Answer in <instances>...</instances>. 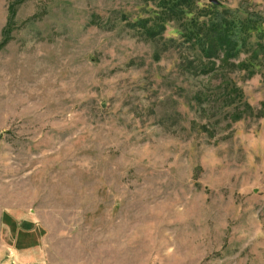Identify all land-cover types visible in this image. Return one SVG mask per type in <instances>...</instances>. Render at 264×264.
<instances>
[{
  "label": "rangeland",
  "instance_id": "1",
  "mask_svg": "<svg viewBox=\"0 0 264 264\" xmlns=\"http://www.w3.org/2000/svg\"><path fill=\"white\" fill-rule=\"evenodd\" d=\"M217 1L0 0V264H264V0Z\"/></svg>",
  "mask_w": 264,
  "mask_h": 264
},
{
  "label": "trees",
  "instance_id": "2",
  "mask_svg": "<svg viewBox=\"0 0 264 264\" xmlns=\"http://www.w3.org/2000/svg\"><path fill=\"white\" fill-rule=\"evenodd\" d=\"M154 1L160 7L161 12V24L159 29H153L150 31L152 36L158 35V33L164 29L162 21L166 18L177 19L181 17V10L179 9L180 4L186 0H148ZM233 13L231 10H224L223 12H215L213 17L205 22H202L198 26L200 33L199 41L202 45V51L206 57H211L215 53H222V59H229L234 56V53L238 50L239 38L237 35L240 32H246L247 29H254V24L260 20H263L257 14H251L249 18L242 21L240 24H235L225 14ZM221 54H219L220 56Z\"/></svg>",
  "mask_w": 264,
  "mask_h": 264
},
{
  "label": "water",
  "instance_id": "3",
  "mask_svg": "<svg viewBox=\"0 0 264 264\" xmlns=\"http://www.w3.org/2000/svg\"><path fill=\"white\" fill-rule=\"evenodd\" d=\"M212 2H213V3H216V4L218 3V1H217V0H212Z\"/></svg>",
  "mask_w": 264,
  "mask_h": 264
}]
</instances>
